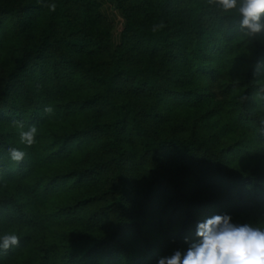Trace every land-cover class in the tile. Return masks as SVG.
<instances>
[{
	"label": "trees",
	"instance_id": "1",
	"mask_svg": "<svg viewBox=\"0 0 264 264\" xmlns=\"http://www.w3.org/2000/svg\"><path fill=\"white\" fill-rule=\"evenodd\" d=\"M217 3L0 0V264H156L214 215L264 228V32Z\"/></svg>",
	"mask_w": 264,
	"mask_h": 264
},
{
	"label": "clouds",
	"instance_id": "2",
	"mask_svg": "<svg viewBox=\"0 0 264 264\" xmlns=\"http://www.w3.org/2000/svg\"><path fill=\"white\" fill-rule=\"evenodd\" d=\"M211 2V0H210ZM55 11L56 5H48ZM216 7L223 10L237 8V0H218ZM240 30L249 37L264 32V0H241L238 9ZM163 23L155 25L153 31L163 28ZM264 92V86L260 88ZM43 112L52 116L55 109L51 105L44 107ZM20 129L19 143L31 147L37 140L38 129L29 125L25 130L22 121L14 122ZM264 124V120L261 121ZM9 159L20 164L26 157L23 149L9 147ZM197 239L188 242L186 249H173L169 254L159 257L156 264H264V228L249 224H235L228 214L214 215L196 225ZM20 237L16 234L0 238V248L7 250L18 244Z\"/></svg>",
	"mask_w": 264,
	"mask_h": 264
},
{
	"label": "rangeland",
	"instance_id": "3",
	"mask_svg": "<svg viewBox=\"0 0 264 264\" xmlns=\"http://www.w3.org/2000/svg\"><path fill=\"white\" fill-rule=\"evenodd\" d=\"M119 29V25H118V23H117V30ZM114 36V35H113ZM116 37V36H115Z\"/></svg>",
	"mask_w": 264,
	"mask_h": 264
},
{
	"label": "crops",
	"instance_id": "4",
	"mask_svg": "<svg viewBox=\"0 0 264 264\" xmlns=\"http://www.w3.org/2000/svg\"><path fill=\"white\" fill-rule=\"evenodd\" d=\"M104 6H105V4H104ZM119 17V16H118Z\"/></svg>",
	"mask_w": 264,
	"mask_h": 264
}]
</instances>
